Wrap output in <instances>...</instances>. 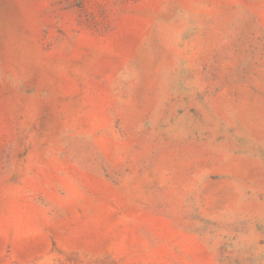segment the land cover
Listing matches in <instances>:
<instances>
[{
    "label": "rangeland",
    "instance_id": "374dc122",
    "mask_svg": "<svg viewBox=\"0 0 264 264\" xmlns=\"http://www.w3.org/2000/svg\"><path fill=\"white\" fill-rule=\"evenodd\" d=\"M0 264H264V0H0Z\"/></svg>",
    "mask_w": 264,
    "mask_h": 264
}]
</instances>
